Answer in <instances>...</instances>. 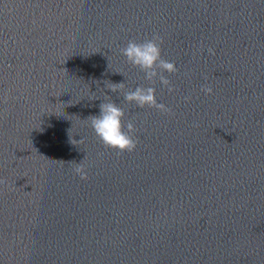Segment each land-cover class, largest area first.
Here are the masks:
<instances>
[{"label":"water","instance_id":"water-1","mask_svg":"<svg viewBox=\"0 0 264 264\" xmlns=\"http://www.w3.org/2000/svg\"><path fill=\"white\" fill-rule=\"evenodd\" d=\"M155 34L169 84L121 52ZM0 264H264V0H0Z\"/></svg>","mask_w":264,"mask_h":264},{"label":"clouds","instance_id":"clouds-1","mask_svg":"<svg viewBox=\"0 0 264 264\" xmlns=\"http://www.w3.org/2000/svg\"><path fill=\"white\" fill-rule=\"evenodd\" d=\"M161 41L162 37L159 34L142 41L130 39L121 48V52L131 64L140 67L145 72L148 80L154 81L158 78L164 84H169L165 72H175L178 69L174 61L163 58ZM117 85L124 88L125 82L112 83V90H116ZM206 91L211 92L212 89L209 87ZM123 96L126 101L134 102L140 107L155 106L170 111L163 103L158 102L156 89L151 85L147 87L137 85L134 89L125 90ZM125 116V110L120 103L105 97L99 104V112L90 114L87 119L90 120L95 134L106 146L118 151H132L136 147V126L131 119L125 121ZM70 130L71 128L68 131L72 141ZM82 161L77 162L75 172L86 178L87 171Z\"/></svg>","mask_w":264,"mask_h":264}]
</instances>
